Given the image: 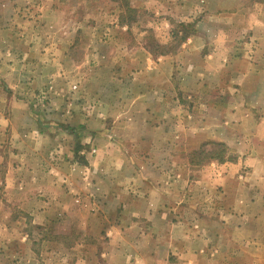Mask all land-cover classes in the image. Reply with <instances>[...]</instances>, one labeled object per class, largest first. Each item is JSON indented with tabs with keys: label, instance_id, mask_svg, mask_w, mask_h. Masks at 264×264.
Instances as JSON below:
<instances>
[{
	"label": "crops",
	"instance_id": "crops-1",
	"mask_svg": "<svg viewBox=\"0 0 264 264\" xmlns=\"http://www.w3.org/2000/svg\"><path fill=\"white\" fill-rule=\"evenodd\" d=\"M205 3L213 8L206 14L207 33L227 45L239 30L246 41L248 51L234 62H223L217 73L210 61L199 66L190 64L191 71H177L181 66H173L172 56L160 55L152 61L141 49L125 47L105 55L96 48L88 50L87 56L97 63L86 68L85 64H66L68 71H65L69 72L66 87L48 92L50 104L66 106L64 118L53 117L54 120H61L66 127L76 122V130L96 140L94 149L93 144L89 145L96 155L87 153L88 162L71 164L67 160L71 155L69 143H60L56 151L61 161L48 162L38 140L50 132V122L46 127L43 123L35 127L38 137L34 136L33 144L23 148L19 139L18 143L14 141L19 149L8 153L12 162L5 182L13 186L12 196L17 205L30 211L38 224L46 217L49 221L59 214L68 215L71 199L78 196V201L84 200L86 191L92 199L99 195L123 207L124 218L117 215L114 220V215L95 226V230L109 234L110 245L104 247V252L110 253L108 264H264V0ZM46 23L52 28L56 24L52 20L42 21V25ZM29 36L30 39L17 34L14 37L8 30L0 29V52L5 49L4 58L0 59V76H4L5 89L16 85L12 77L25 70L29 71L30 80L24 88L30 93L44 84L51 86L53 77L56 81L54 71L59 69V63L54 55L63 56L64 49L55 48L53 32ZM41 37L47 44L42 55L46 64L33 68L32 64L25 66V60L21 70L20 58L11 64L7 61L11 60L7 56H15L16 52L34 57L32 53L39 50L34 45ZM201 39L194 35L192 42ZM63 40L65 45L69 42L71 45L69 35ZM64 59L72 62L70 57ZM76 69L78 73L85 72L73 81L70 73ZM217 74L220 77L215 79ZM206 84L224 87L223 95L213 99L207 95L205 100L199 97L195 102L198 106L192 104L191 112L180 120L178 116L183 110H179L178 93L186 91L193 101ZM120 96L127 102L122 112L116 111L123 106L118 102ZM13 97L15 106L6 118L17 120L23 116V112L15 111L17 106L29 101L19 99L16 91ZM2 116L5 117L0 112ZM107 118L117 125L107 126ZM41 119L40 115L36 117ZM17 131L14 129L15 135ZM113 135L126 139L110 142L106 152L112 154L108 156L103 151L108 147L98 148L97 141ZM89 140L84 138V147ZM208 140L222 142L227 153H235L236 158L210 161L206 174L193 177L197 162L183 159L177 153L197 150ZM103 160L110 164L105 169L113 170L110 175L102 170ZM241 166L245 169L240 174ZM166 169L170 171L168 175ZM3 196L10 195L7 191ZM22 241L28 242L26 236ZM89 245L97 248L95 243ZM9 254L5 250L0 259H7ZM42 261L48 264V260L38 257L18 264H42ZM57 264H71L70 253L64 251ZM75 264H102V261L87 257L78 258Z\"/></svg>",
	"mask_w": 264,
	"mask_h": 264
},
{
	"label": "rangeland",
	"instance_id": "rangeland-1",
	"mask_svg": "<svg viewBox=\"0 0 264 264\" xmlns=\"http://www.w3.org/2000/svg\"><path fill=\"white\" fill-rule=\"evenodd\" d=\"M205 1L0 0V29L8 30V33L14 37L15 34L22 36L23 39H30V33H37L38 36L42 33V36H45L46 33L53 32L55 34L54 43L57 44L55 48L60 51L64 49V53L66 52L61 57L58 56V53L54 55L57 57V63H59L57 65L59 69L54 71V73L56 72V81H54L53 77L52 82H49L52 83L51 86L44 84L39 89L33 90L32 93L28 91V88H24L27 81L30 80L28 79V70L12 77V82H15L16 85L12 84V88L8 89L4 87V76H0V112L5 116L0 118V253H3L5 250L10 253L7 259H0V264L23 263L24 260L31 261L32 257L46 259L48 260V264H57L64 251L70 253L71 264H75L78 258H82L83 260L87 259V257L89 259L94 257L95 260L102 261V264H108V254L110 255V253L104 252V247L110 245L109 234L105 231L95 230V226L104 222L107 218H112L114 215L116 216L114 220H116L117 215L124 218L123 207L115 203V201L110 202L99 195H94L95 198L92 199L93 196L86 191L83 196L85 197L84 200L78 201V196L71 199V203L68 205L70 210L68 215L62 216V214H59L51 218L50 222L48 221L49 218L46 217V220L42 219V222L38 224L34 222V216L30 211L22 210L17 205L15 197L12 196L14 195L12 191L13 186L5 182L4 176L8 172V167L12 162L8 159L10 157L8 153L11 150L19 149L17 147L20 146H15L14 144V141L18 143L19 139L23 148L33 144V140L36 139L34 136L38 137L35 127H38L40 123H43L46 127L50 122L52 127L47 126L48 129H51L50 132L42 135L38 140L39 144L42 145V149H44L43 152L45 151L44 157L46 160H49L48 162L53 164L61 161L58 159L59 152L56 151L60 143L65 145L69 143L71 155L67 156V160H70L71 164L88 162L85 159L87 153L89 155L91 153V156L96 155V152L92 150V146H89L93 144L94 149L96 140L92 136H88V134H83L81 130H76V122H73L72 125L74 126L67 124L70 126L66 127V125H63L61 120L64 118L63 109H66V106L65 104L58 103L50 104L51 96L50 92H48L54 89L59 90L64 85L66 87V82L69 80L67 78L69 72H66L68 71L66 68L68 65L85 64L86 68L94 66L97 63L96 59L92 60L87 56L88 50L96 48L97 52L105 55V53H109L111 50H120V48L125 47L127 49H141L143 55L152 61L160 58V55L172 56L171 62L173 66H181L177 71L181 69L182 71H187V69L191 71L190 64L199 66L202 63L206 64L207 61H210L212 62L211 65L214 66L215 73H217L221 69L220 66H222L223 62L225 64L234 62V59H237L242 52L248 51L244 43L246 41L243 40L244 37L238 32L239 30L234 32L235 38L230 39L227 45H224L222 40L214 37L212 33H207L209 27L206 14L213 8L205 6ZM244 1L248 0H240V2ZM221 2L229 4L230 0H221ZM129 8L132 11H127ZM122 12L125 15V23H119L118 21L119 14ZM43 20H46V22L52 20L56 24L54 28H52L53 25L48 23L42 25ZM182 24L185 25L187 35L182 41H179L178 38L183 35ZM66 35L70 36L71 45L70 42L67 44L68 46L65 45L66 41L63 40V37ZM194 35L200 36L202 38L201 42L195 41L193 44ZM207 35L210 37L209 39H207ZM36 41L37 44L34 46L39 50L32 53L35 55L34 57L29 56V58H32L31 61L20 52H16L15 56H7V58L11 59L7 61L11 64L12 61L14 62L20 58V63L18 64L22 65L21 70L25 62H27L25 66L32 64L33 68H37V64L38 66L46 64L45 56L42 57V55H45V48L47 46L46 39L41 37V39L38 38ZM109 41L110 43H108ZM187 44L190 46L187 47ZM21 47L18 46L19 49ZM4 50L2 49V52H0L1 60L4 58ZM58 50L56 51L58 52ZM209 53L212 56H208ZM175 55H178V57L175 58ZM65 57H70L72 62L69 63L64 59ZM49 59L51 60V58ZM141 63L140 60L139 64ZM84 72L78 73L76 69L73 73H70L72 75L70 79L74 81L79 76H83ZM181 73L185 74V72ZM218 77L220 76L217 74L215 79ZM172 78L175 79L174 73ZM207 81H210V77H207ZM15 91L19 99H28L29 101V104L21 103L17 106L18 109L15 111L23 112L21 114L23 116L17 120L10 119V117L6 118L7 114L11 112L12 106H15L13 105V94ZM222 91H224V87L216 84L215 86H207L206 84L204 87H200L199 96H196L193 101H191L192 97L188 98L186 96L188 95L185 94L186 91L178 93V96H176L178 103L184 106L183 108L181 106L179 108V110H183L179 113V119L182 120V117L187 114L186 112H191L190 106L196 104L195 102L199 97L205 100L207 95H209L213 99L215 96H222ZM225 91H228V89H225ZM122 98L120 96L118 100L123 105L120 109L116 110L118 112H122L123 107L127 103L126 99ZM39 115L42 119L36 120V117ZM53 117H59L61 120H54ZM105 124L111 127L117 125L116 122L111 124L109 118L106 119ZM63 128L66 130L62 131L61 129ZM14 129H18L16 135ZM84 138L90 139L89 143H85V147L83 144ZM118 139L125 140L126 137L115 135L104 136L101 140L97 141L98 148L101 146L108 147V149L103 151L105 155L110 156L112 153L106 152L110 149V142L119 143ZM121 142L126 143L125 141ZM205 142L207 141L202 142L197 148L202 149L201 153L196 152V149H187L181 151V153H177L178 155H182L183 159L197 162L196 167L192 170L193 177L206 174V165L210 161H216L205 156L203 157L208 151L215 152L217 150V146ZM229 153L230 159L236 158L235 153ZM64 155H66V152H64ZM101 165L104 167L102 170H104L106 165L110 164L103 160ZM244 169V166L239 168L240 174ZM109 170L106 168L104 173L110 175L113 170ZM169 172L168 170L166 175ZM89 182L90 179H88V186ZM7 191L10 196H3L4 198H2V194H6ZM199 194L202 197L204 190L201 189ZM195 205L204 207L202 203H195ZM64 228L65 231H62ZM24 236L28 240L26 243L22 241V237ZM90 243H95L97 248L93 247V245L90 246ZM42 264H44L43 261Z\"/></svg>",
	"mask_w": 264,
	"mask_h": 264
},
{
	"label": "trees",
	"instance_id": "trees-1",
	"mask_svg": "<svg viewBox=\"0 0 264 264\" xmlns=\"http://www.w3.org/2000/svg\"><path fill=\"white\" fill-rule=\"evenodd\" d=\"M132 11L131 8L127 9V11ZM119 23H125V15L124 13L122 12L121 14H119V19H118ZM181 26H183V35H181L178 40L182 41L186 35H187V30H185V25L182 24ZM205 143H211L213 144L214 146H217V150L215 152L213 151H208L206 154L203 155V157H207L209 159H214L218 162H223L224 160H229V155L227 153V149H226V146L222 143V142H218V141H207ZM198 153H201L202 152V149H197Z\"/></svg>",
	"mask_w": 264,
	"mask_h": 264
}]
</instances>
